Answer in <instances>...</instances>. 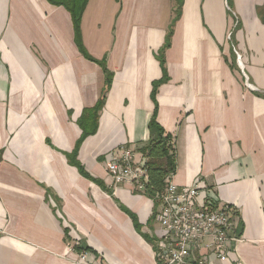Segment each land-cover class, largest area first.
<instances>
[{"label":"crops","instance_id":"0c3cea01","mask_svg":"<svg viewBox=\"0 0 264 264\" xmlns=\"http://www.w3.org/2000/svg\"><path fill=\"white\" fill-rule=\"evenodd\" d=\"M176 10L155 95L172 181L201 180L236 217L239 240L209 264H264V0H89L80 41L112 80L95 133L78 146L104 71L79 51L63 6L0 0V264H78L77 248L103 264H157L158 202L115 185L104 155L126 145L140 158L149 144Z\"/></svg>","mask_w":264,"mask_h":264},{"label":"built area","instance_id":"2783aa9c","mask_svg":"<svg viewBox=\"0 0 264 264\" xmlns=\"http://www.w3.org/2000/svg\"><path fill=\"white\" fill-rule=\"evenodd\" d=\"M240 65V59L237 58ZM241 66V65H240ZM250 88L256 89L247 83ZM168 144L173 148V140ZM147 157L126 145H121L104 155L108 176L115 185L123 184L147 194L149 173ZM173 173L163 180V188L153 193L158 202L155 221L159 229L153 232L152 247L157 264H209L211 258L224 259L229 253V243L239 240L235 234L236 217L230 208L219 207L208 198L195 179L190 186H179L172 181ZM76 250L73 244L69 245ZM78 264H103L92 256L89 249L76 250Z\"/></svg>","mask_w":264,"mask_h":264},{"label":"trees","instance_id":"16d2710c","mask_svg":"<svg viewBox=\"0 0 264 264\" xmlns=\"http://www.w3.org/2000/svg\"><path fill=\"white\" fill-rule=\"evenodd\" d=\"M47 1L54 5H62L70 12L73 21L74 31H75L76 43L79 51L86 59L99 64L105 74L104 87L102 89L100 98L92 108H85L78 120V125L83 131L82 136L77 143L78 146L83 138H85L87 135L95 133L96 131L98 113L103 108L106 92L111 85L112 73L106 68L104 60L99 61L90 57L88 54H86L84 48L82 47L80 41L79 25L87 0H47ZM179 15H180V10L178 11L176 10V15L172 19V23L170 24V27L168 29L164 46L159 51L158 59L163 71V77L158 82H155L153 84L151 97L155 107L152 116L148 122L150 141L149 144L142 149L143 154L148 159L147 169L149 173V183H148L149 189L146 195L150 196L152 199H154L153 193H155L156 191H160L163 188V180L165 176L168 173H173L175 170L173 148L171 154L169 153V148H171L169 147L168 144L170 140V136L168 134L164 135L165 132L163 128L156 121L157 103H156L155 95L157 92L158 85H160L162 82L167 81V74L164 68V51L170 45V38L172 35L173 25L175 21L178 19ZM70 162L72 163V165L77 167L80 174H82L86 178L93 180L98 184L100 183L99 181L89 177V175L84 171L83 166H81L80 163H78L76 160H70ZM107 191L110 195L112 194L110 190L107 189ZM120 207L129 216L133 217V215L130 212H128L125 208H123L122 206ZM77 250H79V248H77Z\"/></svg>","mask_w":264,"mask_h":264},{"label":"rangeland","instance_id":"374dc122","mask_svg":"<svg viewBox=\"0 0 264 264\" xmlns=\"http://www.w3.org/2000/svg\"><path fill=\"white\" fill-rule=\"evenodd\" d=\"M88 1L89 0H87V3H88ZM87 3H86V5H87ZM51 4V3H50ZM54 5V4H53ZM86 5H85V7H84V10H85V8H86ZM56 6H62V5H56ZM64 7V6H63ZM65 8V7H64ZM66 9V8H65ZM67 10V9H66ZM84 10H83V12H84ZM68 11V10H67ZM69 12V11H68ZM230 12V11H229ZM70 13V12H69ZM83 14V13H82ZM70 16H71V14H70ZM81 18H82V16H81ZM71 19H72V17H71ZM80 21H81V19H80ZM73 22V21H72ZM172 23V22H171ZM74 27V26H73ZM173 30V29H172ZM79 31H80V25H79ZM75 32V31H74ZM233 33V30H232V28L230 29V32H229V39H230V36H231V34ZM85 51V50H84ZM86 52V51H85ZM86 54H88L87 52H86ZM89 55V54H88ZM90 56V55H89ZM91 57V56H90ZM102 60H104L105 61V59H102ZM100 61V60H99ZM169 147H171L170 145H169ZM171 152H172V149L171 148H169V153L171 154Z\"/></svg>","mask_w":264,"mask_h":264}]
</instances>
